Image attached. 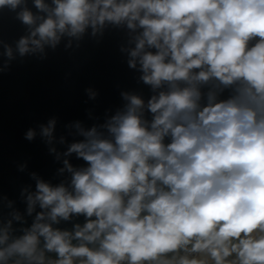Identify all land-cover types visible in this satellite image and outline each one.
<instances>
[{
	"label": "clouds",
	"instance_id": "obj_1",
	"mask_svg": "<svg viewBox=\"0 0 264 264\" xmlns=\"http://www.w3.org/2000/svg\"><path fill=\"white\" fill-rule=\"evenodd\" d=\"M4 11L25 31L0 40V73L116 29L150 95L121 90L114 110L86 109L91 123L58 133L53 115L24 132L58 167L17 165L31 183L23 210L0 194V264H264V0H0Z\"/></svg>",
	"mask_w": 264,
	"mask_h": 264
},
{
	"label": "water",
	"instance_id": "obj_2",
	"mask_svg": "<svg viewBox=\"0 0 264 264\" xmlns=\"http://www.w3.org/2000/svg\"><path fill=\"white\" fill-rule=\"evenodd\" d=\"M24 31L15 13L0 12V40L11 44ZM123 39L122 31L110 29L99 43L86 36L78 49L65 50L61 44L54 52L49 51L46 60L18 58L8 72L0 73V194L16 200L21 210L20 188L31 181L27 173L17 170V165L27 161L29 171L45 178H51L58 167L39 138L32 142L24 139L29 127L53 115L59 117L58 133L71 120L91 123L86 109H94L99 116L106 108L114 110L123 104L121 90L149 97L148 86L137 83L138 74L128 69L119 52ZM87 87L99 90L96 101L87 100Z\"/></svg>",
	"mask_w": 264,
	"mask_h": 264
}]
</instances>
